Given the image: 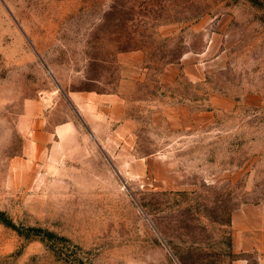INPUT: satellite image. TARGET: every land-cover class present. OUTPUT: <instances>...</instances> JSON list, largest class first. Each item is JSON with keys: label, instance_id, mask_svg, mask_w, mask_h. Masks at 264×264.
I'll return each instance as SVG.
<instances>
[{"label": "rangeland", "instance_id": "374dc122", "mask_svg": "<svg viewBox=\"0 0 264 264\" xmlns=\"http://www.w3.org/2000/svg\"><path fill=\"white\" fill-rule=\"evenodd\" d=\"M135 52L131 134L105 146L65 98L115 94ZM48 95L75 141L25 155ZM263 204L264 0H0V264H255L230 220Z\"/></svg>", "mask_w": 264, "mask_h": 264}, {"label": "crops", "instance_id": "0c3cea01", "mask_svg": "<svg viewBox=\"0 0 264 264\" xmlns=\"http://www.w3.org/2000/svg\"><path fill=\"white\" fill-rule=\"evenodd\" d=\"M126 60V57L121 58V79L115 94L76 92L65 98L69 109L81 117L95 138L105 146L116 143L118 147L131 134L132 119L127 113L128 99L135 92L142 75V56L135 52L131 53V63ZM181 66L185 67L183 64L167 67L160 79L181 71ZM192 66L197 68L198 65ZM195 79L199 80L198 77ZM253 98L256 104L260 102V98ZM210 102L213 105L228 102L230 106V101L224 98L213 97ZM59 105L54 95L29 99L24 103L17 129L23 137L25 155L37 157L45 147H67L68 142L72 139L75 141L76 125L71 114H63L60 119H55ZM230 226L234 251L254 254L257 259L255 264H264V204L238 209L231 215Z\"/></svg>", "mask_w": 264, "mask_h": 264}]
</instances>
